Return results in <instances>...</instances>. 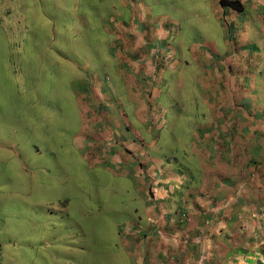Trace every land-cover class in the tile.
I'll return each instance as SVG.
<instances>
[{
  "label": "rangeland",
  "instance_id": "obj_1",
  "mask_svg": "<svg viewBox=\"0 0 264 264\" xmlns=\"http://www.w3.org/2000/svg\"><path fill=\"white\" fill-rule=\"evenodd\" d=\"M165 14L187 15L188 25L169 27L181 37L185 71L195 65L194 44L208 51L200 41L217 43L227 30L203 0H0V264H132L125 248L142 239L123 226L142 216V182L135 187L129 160L111 172L101 154L82 159L75 146L96 116L93 130L108 134L104 147L96 141L99 153L115 146L111 130L122 129L128 111L117 102L113 53L122 38L141 47L131 33ZM175 77H164L168 95ZM168 143V158L189 177L183 142ZM131 156L140 164L151 157Z\"/></svg>",
  "mask_w": 264,
  "mask_h": 264
},
{
  "label": "crops",
  "instance_id": "obj_2",
  "mask_svg": "<svg viewBox=\"0 0 264 264\" xmlns=\"http://www.w3.org/2000/svg\"><path fill=\"white\" fill-rule=\"evenodd\" d=\"M206 1L227 30L217 43L200 41L208 51L194 44L199 53L186 71L181 37L169 34L170 23L188 25L186 14L147 20L131 33L132 40L141 38L139 48L122 38L113 55L125 125L114 126L109 140L116 144L102 154L98 147L108 134L93 130L95 115L75 146L82 159L101 154L111 172L129 160L135 187L142 182V216L123 226L142 239L125 248L132 264L264 263V0H232L237 7ZM183 72L191 76L185 82ZM174 73L173 97L164 77ZM170 140L183 142L177 151L189 177L176 157L168 158ZM132 154L151 157L140 164Z\"/></svg>",
  "mask_w": 264,
  "mask_h": 264
},
{
  "label": "trees",
  "instance_id": "obj_3",
  "mask_svg": "<svg viewBox=\"0 0 264 264\" xmlns=\"http://www.w3.org/2000/svg\"><path fill=\"white\" fill-rule=\"evenodd\" d=\"M220 3L230 5L233 7H237V5H238V3L236 1H232V0H220Z\"/></svg>",
  "mask_w": 264,
  "mask_h": 264
}]
</instances>
